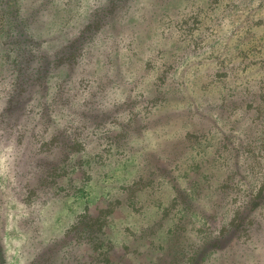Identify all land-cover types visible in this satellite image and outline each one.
Masks as SVG:
<instances>
[{"label": "rangeland", "instance_id": "obj_1", "mask_svg": "<svg viewBox=\"0 0 264 264\" xmlns=\"http://www.w3.org/2000/svg\"><path fill=\"white\" fill-rule=\"evenodd\" d=\"M264 0H0V264H264Z\"/></svg>", "mask_w": 264, "mask_h": 264}, {"label": "trees", "instance_id": "obj_2", "mask_svg": "<svg viewBox=\"0 0 264 264\" xmlns=\"http://www.w3.org/2000/svg\"><path fill=\"white\" fill-rule=\"evenodd\" d=\"M255 193L256 194L253 195V198L250 201L252 204H255L256 202H262V200L264 199V189L258 190Z\"/></svg>", "mask_w": 264, "mask_h": 264}]
</instances>
